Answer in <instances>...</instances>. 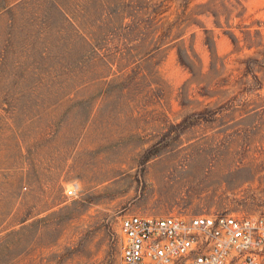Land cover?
Returning <instances> with one entry per match:
<instances>
[{"label": "rangeland", "instance_id": "obj_1", "mask_svg": "<svg viewBox=\"0 0 264 264\" xmlns=\"http://www.w3.org/2000/svg\"><path fill=\"white\" fill-rule=\"evenodd\" d=\"M213 214L264 215V0H0V264Z\"/></svg>", "mask_w": 264, "mask_h": 264}, {"label": "built area", "instance_id": "obj_2", "mask_svg": "<svg viewBox=\"0 0 264 264\" xmlns=\"http://www.w3.org/2000/svg\"><path fill=\"white\" fill-rule=\"evenodd\" d=\"M120 234L121 264H264V215H127Z\"/></svg>", "mask_w": 264, "mask_h": 264}]
</instances>
